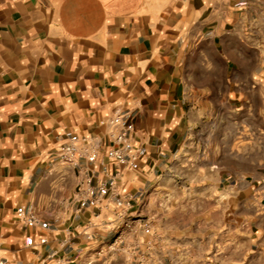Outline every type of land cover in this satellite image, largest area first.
Instances as JSON below:
<instances>
[{
    "label": "crops",
    "instance_id": "0c3cea01",
    "mask_svg": "<svg viewBox=\"0 0 264 264\" xmlns=\"http://www.w3.org/2000/svg\"><path fill=\"white\" fill-rule=\"evenodd\" d=\"M117 114L135 127L132 169L107 158ZM236 129L264 140V0H0V264H127L136 245L154 264H264V143L236 152ZM73 136L99 141L105 166L89 169L119 174L135 214H162L112 258L85 233L113 240V198L94 226L76 202L85 164L57 157Z\"/></svg>",
    "mask_w": 264,
    "mask_h": 264
},
{
    "label": "built area",
    "instance_id": "2783aa9c",
    "mask_svg": "<svg viewBox=\"0 0 264 264\" xmlns=\"http://www.w3.org/2000/svg\"><path fill=\"white\" fill-rule=\"evenodd\" d=\"M109 125L113 128L109 137L114 145L107 152V158L114 162L119 169L135 168L139 155L134 152L132 144V134L135 127L124 115L117 114L114 116ZM100 143L94 137L73 136L67 144L62 145L57 150L58 159L73 167H83L84 174L79 182L76 202L79 211H93V218L97 224L96 227L107 229V224L102 219L103 211L108 209V202L111 198L114 200L116 210L117 226L110 227L114 233L113 240H103V243L111 245L116 250L122 249L121 244L126 241L137 240L139 235L152 236L153 224L152 219L143 214L141 211L133 212L134 196L126 194L120 196L117 191L112 189V181L118 177L115 175L111 182L106 179H99L95 172L89 169V166H105V162L100 159ZM84 162V163H83ZM98 178V179H97ZM18 217L27 227L33 228L38 219L32 210L27 211L21 207L17 211ZM117 231V232H115ZM88 242L97 241V237L90 232L85 233ZM139 246L136 245L128 250L132 258L138 256ZM102 253V251H100ZM145 256L142 255L144 259Z\"/></svg>",
    "mask_w": 264,
    "mask_h": 264
},
{
    "label": "rangeland",
    "instance_id": "374dc122",
    "mask_svg": "<svg viewBox=\"0 0 264 264\" xmlns=\"http://www.w3.org/2000/svg\"><path fill=\"white\" fill-rule=\"evenodd\" d=\"M223 119H224L223 122L220 121V123H219L220 124V126H219L220 127V131L218 132L219 151H220L221 156H222V152L224 153V151H226V150H222V146H225L223 144L226 143V136H228V134L225 132V125L227 124L226 123V118H223ZM250 119H251L250 120L251 124H258V118L251 117ZM248 120H249V118L239 117V118H235V120L232 123L236 126V128L238 127V129H240V128H242L240 125H243V124L247 125L249 123ZM229 121H231V120L229 119ZM238 129H236V132L234 133V139L236 141V145L240 147V148L236 149V152H239V153H244L245 152L246 154L249 153L251 155V157H258L259 142L263 141V143H264V140H262V138H260L263 135L258 133V132H254V131H252V132H243V131H241L242 129L240 131ZM231 135H233V134L231 133ZM229 136H230V134H229ZM243 144H244V148H243ZM254 166L255 165H253V164L251 165V167H254ZM177 183H178V181H177ZM167 188H168V186H167ZM169 188L171 189L172 185ZM183 200H184V198L180 197L179 194H177V193L174 196V198H172V199H171V197L168 198V197L159 196V197L156 198L155 201H153L151 203V206H153L156 209L157 208L158 209H162L163 206L166 205V202H167V204H170V205L172 204V202L174 204H180V203L183 202ZM203 200H208L209 201V200H211V198L210 197H204ZM219 201H220V203L223 202L224 204H226L227 199H226L225 196H222L220 194L219 195ZM151 210L152 211L149 212L150 211V209H149L148 212L150 213L149 215L151 217L154 216V220L151 218L152 219V224H156L157 220L159 219V217L162 216V214L161 213L157 214V211H153V209H151ZM148 212L145 211L144 214L147 215ZM97 241H98L99 249L102 250V254L105 253L110 258H112L114 255L119 253L118 250H116L114 248H111L110 244H107L105 242L103 243L102 239H99ZM123 249L128 251L125 247ZM138 256H140L139 257L140 259L133 258L130 261H128L129 263H127V264H154L153 260L152 261L149 260L150 255L145 256L144 259L141 257V255H138Z\"/></svg>",
    "mask_w": 264,
    "mask_h": 264
}]
</instances>
